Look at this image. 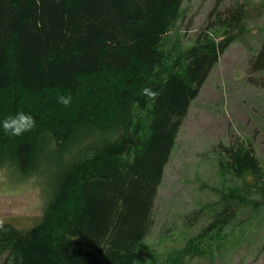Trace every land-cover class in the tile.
I'll return each instance as SVG.
<instances>
[{"label": "trees", "instance_id": "obj_1", "mask_svg": "<svg viewBox=\"0 0 264 264\" xmlns=\"http://www.w3.org/2000/svg\"><path fill=\"white\" fill-rule=\"evenodd\" d=\"M176 2L0 0V118L35 119L20 136L0 130V169L51 179L37 224L0 225V264H190L224 248L241 211L264 207V166L233 141L217 150L232 185L183 219L179 245L145 244L164 169L220 47L155 49ZM227 17L235 31L238 13Z\"/></svg>", "mask_w": 264, "mask_h": 264}, {"label": "rangeland", "instance_id": "obj_2", "mask_svg": "<svg viewBox=\"0 0 264 264\" xmlns=\"http://www.w3.org/2000/svg\"><path fill=\"white\" fill-rule=\"evenodd\" d=\"M230 13L239 16L235 31L226 28ZM201 40L220 45L219 52L198 82V97L182 122L156 194L145 244L158 251L179 245L183 219L232 185V173L219 167L220 146L248 142L264 166V65L254 69L264 47V0H177L155 49L177 56ZM50 180L0 169V225L28 230L37 224ZM235 226L222 250L190 264H264V207L241 211Z\"/></svg>", "mask_w": 264, "mask_h": 264}, {"label": "clouds", "instance_id": "obj_3", "mask_svg": "<svg viewBox=\"0 0 264 264\" xmlns=\"http://www.w3.org/2000/svg\"><path fill=\"white\" fill-rule=\"evenodd\" d=\"M143 93L149 97H154L156 95L150 88H144ZM71 97L69 95H60L58 100L63 105H68ZM35 127L34 117L27 112L17 111L14 114L0 118V130L4 134L10 136H20L25 132L30 131Z\"/></svg>", "mask_w": 264, "mask_h": 264}]
</instances>
